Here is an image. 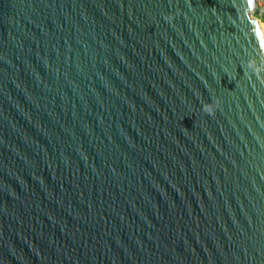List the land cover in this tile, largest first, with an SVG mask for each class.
I'll return each instance as SVG.
<instances>
[{
	"label": "water",
	"instance_id": "water-1",
	"mask_svg": "<svg viewBox=\"0 0 264 264\" xmlns=\"http://www.w3.org/2000/svg\"><path fill=\"white\" fill-rule=\"evenodd\" d=\"M253 5L0 0V264H264Z\"/></svg>",
	"mask_w": 264,
	"mask_h": 264
},
{
	"label": "built area",
	"instance_id": "built-area-1",
	"mask_svg": "<svg viewBox=\"0 0 264 264\" xmlns=\"http://www.w3.org/2000/svg\"><path fill=\"white\" fill-rule=\"evenodd\" d=\"M251 15L252 17L261 20L264 24V0H254V5Z\"/></svg>",
	"mask_w": 264,
	"mask_h": 264
},
{
	"label": "bare ground",
	"instance_id": "bare-ground-1",
	"mask_svg": "<svg viewBox=\"0 0 264 264\" xmlns=\"http://www.w3.org/2000/svg\"><path fill=\"white\" fill-rule=\"evenodd\" d=\"M253 19H255L256 23L258 24L260 31H261L262 38L264 40V24H263V22L257 18H253Z\"/></svg>",
	"mask_w": 264,
	"mask_h": 264
},
{
	"label": "clouds",
	"instance_id": "clouds-1",
	"mask_svg": "<svg viewBox=\"0 0 264 264\" xmlns=\"http://www.w3.org/2000/svg\"><path fill=\"white\" fill-rule=\"evenodd\" d=\"M206 105H207V104H204V106H203V110H205V108H206Z\"/></svg>",
	"mask_w": 264,
	"mask_h": 264
}]
</instances>
